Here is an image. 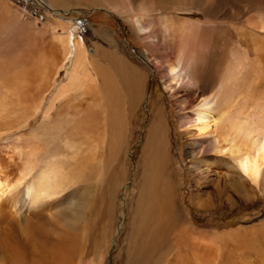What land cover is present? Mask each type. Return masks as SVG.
<instances>
[{"label":"bare ground","instance_id":"6f19581e","mask_svg":"<svg viewBox=\"0 0 264 264\" xmlns=\"http://www.w3.org/2000/svg\"><path fill=\"white\" fill-rule=\"evenodd\" d=\"M25 1L29 4L32 0ZM74 1H77L74 5L108 6L122 14L144 13L147 18L133 16L130 19L150 44L155 42L152 26L159 27L166 39L179 38L177 56L165 63L163 77L167 78L172 92L192 87L201 98L192 107L193 115L183 114L182 121L187 124L194 121L199 134L213 133V138L203 141H208L207 145L215 152L228 155L229 161L224 164L237 175V180L233 178L237 184H250L254 190L264 193V115L260 124L254 125L249 121L251 113L238 109L244 84L234 70L222 75L216 89L213 71L203 68L201 53L197 55L198 51L192 49L191 39L195 40L204 29L202 23L172 17L168 12L181 7L167 8L162 4L164 0H151L159 6L150 7L142 0ZM180 1L186 3L176 2ZM10 2L24 9L21 0H0V131L25 126L32 116L40 114L42 118L28 140V171L24 170L22 176L26 179L28 173L25 187L18 190L20 184L12 188L0 179V200L7 193V207L0 208V264H98L103 256H99L98 261L96 258L97 262L94 259L84 261V247L81 249L73 233L85 221L92 196L87 191L79 196L74 192L65 205L58 199L70 188L75 191L77 184L90 181L92 177L105 180L103 175L108 164L105 153L102 159L103 151L108 149L110 163L111 158L116 160L122 142H126L129 122L126 107L128 103L140 101L142 76L123 55L102 52V47L96 44L91 52L89 33L98 31L88 25L84 28L76 18L61 15L68 11L42 10L40 25L37 18L22 21ZM49 2L57 7L73 6L70 0ZM212 2L204 1L199 9L209 14L214 9L210 6ZM135 3L137 6L132 7ZM260 4L263 5L261 0ZM34 5L37 9L42 6L41 3ZM215 23L216 26L217 19ZM233 26L238 28V25ZM244 26L240 28L250 32L249 37L256 40L255 24L247 20ZM102 34L107 35L109 43H116L110 39L108 31ZM261 41L263 45L264 38ZM104 58L113 60L121 68L127 96L115 84ZM61 69L65 74L59 79L57 75ZM156 70H160L159 65ZM155 117L144 147L145 182L138 200L139 228L134 227L136 237L127 264H148L156 260L154 256H158L154 264H169L165 261L173 256L182 264H210L205 256L210 250L207 243L212 238L209 236L192 235L184 230L179 236L177 250L170 247V241L174 243L171 233L180 219L173 203L172 159L160 107ZM210 146L207 147L210 149ZM245 162L247 167L243 168ZM97 166L99 170H95ZM13 189L19 191L14 198L8 196ZM201 202H204L201 198L196 200L199 207ZM19 203L28 206V223L19 222L23 213V205ZM66 208L67 211H63Z\"/></svg>","mask_w":264,"mask_h":264},{"label":"rangeland","instance_id":"374dc122","mask_svg":"<svg viewBox=\"0 0 264 264\" xmlns=\"http://www.w3.org/2000/svg\"><path fill=\"white\" fill-rule=\"evenodd\" d=\"M1 1L7 2V0ZM21 1L24 2V9L20 4L18 5L21 8L11 2L9 5L18 12L22 21L37 18L42 25L43 17L39 16L42 10L68 11V14L61 15L65 18H76L84 28L88 25L98 31L89 33L88 44L91 52L94 51L96 44L102 47V52L123 55L124 59L136 67L142 76L143 89L140 101L137 104L128 103L126 107V118H129L124 139L126 142H122L116 160L113 157L110 163L109 152L106 151L108 149L103 151L102 159L104 160L106 155L108 164L106 174L103 175L105 180L92 177L90 181L77 184L75 191L70 188L58 199L65 205L74 192H76L75 196H79L82 191H87L88 195L92 196V203L84 217L85 221L73 232L81 249L84 247L82 249L85 251L84 261L96 258L98 261L99 256L103 257L98 264H127L129 260L130 250L134 247L136 237L134 227L139 228L137 227L138 200L145 182V179L143 180L145 178L143 177L144 147L149 129L156 118L155 113L160 107L164 115L166 140L172 159L170 176L174 182L173 203L175 213L180 219L171 233V236L173 235L171 240L175 244L170 241V247L176 251L180 244L181 231L189 230L192 235L204 234L212 238L207 243L210 250L205 255L210 264H264V193L258 189L254 190L250 184H237V175L224 164V161H229L228 155L217 151L216 153L214 148L207 145L208 141H203L213 138V133L199 134L194 121H188V124L182 121L183 114L193 115L192 107L201 101L194 89L182 87L180 91L174 93L168 88L167 78L163 77L165 63H169L177 56L179 38L173 37L172 41L170 38L166 39L159 27L152 26L155 42L148 43L130 19L133 16L147 18V15L138 13L139 11L122 14L103 5L93 7L74 5L77 3L74 0H70L73 6L69 7H57L49 0H32L29 4L25 0ZM142 1L148 7L159 6V3L151 0ZM176 1L164 0L162 3L167 8L181 7L168 12L173 15L172 17L196 24L202 23L204 26L196 39H191V44L194 46L192 49L198 51L197 55L201 53L203 68L213 71L216 89L220 86L222 75L234 70V74L241 77L244 84L238 109L250 112V123L259 125L260 118L264 115V48L262 47L264 42L262 45L261 41L264 38V0H261L263 5L260 4V0H213L210 6L214 9L209 14L199 9L206 0H183L186 3ZM34 3H41L42 6L37 9ZM135 4L132 7H136L137 3ZM164 12L166 11H162ZM216 12H219V15ZM215 19L218 20L216 26ZM247 20L255 24L256 40L249 37L250 32L240 28V25L246 26L244 22ZM233 25H238V28H234ZM148 27L150 28L151 24ZM103 31H108L110 39H114L116 43H109L107 35L102 34ZM185 44L188 46L187 43ZM192 49L190 51L193 53ZM158 65L160 70L157 71ZM105 66L110 68V75L115 80V84L127 96L123 86V72L120 71L119 65L109 59L105 61ZM62 70L58 71L59 79L65 74ZM41 118L40 114L32 116L25 126L0 131V179L12 188L20 184L18 190H21L28 181V173L26 179H22L24 170L28 171V140L31 132L39 126ZM198 140L202 142L199 144ZM99 169L100 166L95 168V170ZM234 177L236 180L233 179ZM14 191L13 189L8 196L14 198L19 192ZM6 195L7 193L0 200L2 209L7 207ZM200 198L204 200L201 202V207L196 204V200ZM19 204L23 205V203ZM22 209L23 213L18 219L20 223L25 224L28 223V206L23 205ZM63 211H67V208ZM90 217L94 218L92 222ZM118 226L119 232H117ZM183 248L186 249L184 246ZM98 251L100 255H97ZM157 257L154 256V259L157 260ZM156 260L148 264H154ZM165 262L181 263L175 256Z\"/></svg>","mask_w":264,"mask_h":264},{"label":"snow or ice","instance_id":"6c2138e0","mask_svg":"<svg viewBox=\"0 0 264 264\" xmlns=\"http://www.w3.org/2000/svg\"><path fill=\"white\" fill-rule=\"evenodd\" d=\"M243 168H246L247 167V162H245L243 165H242Z\"/></svg>","mask_w":264,"mask_h":264},{"label":"water","instance_id":"95a60500","mask_svg":"<svg viewBox=\"0 0 264 264\" xmlns=\"http://www.w3.org/2000/svg\"><path fill=\"white\" fill-rule=\"evenodd\" d=\"M120 226V225H119ZM119 226H118V230H117V232H119Z\"/></svg>","mask_w":264,"mask_h":264}]
</instances>
